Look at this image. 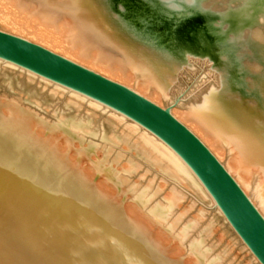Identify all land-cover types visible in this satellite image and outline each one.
<instances>
[{"label":"bare ground","instance_id":"1","mask_svg":"<svg viewBox=\"0 0 264 264\" xmlns=\"http://www.w3.org/2000/svg\"><path fill=\"white\" fill-rule=\"evenodd\" d=\"M240 2L209 0L215 11ZM164 12L159 0H0V23L8 30L116 79L158 105L170 100L169 87L186 54L207 57L212 65L219 61V87L198 105L184 111L173 105L170 111L205 143L264 215V18L246 29L250 39L241 60L210 30L218 16L196 13L178 20ZM134 124L132 129L141 128ZM141 129L136 141L146 160L208 198L183 161ZM90 164L101 179H117L120 189L123 179L113 169L102 162ZM106 192L28 135L18 119L0 114V264H182L168 255L131 205L121 207L123 191L118 197ZM178 198L173 192L167 205ZM150 212L162 216L165 210L156 206ZM156 250L164 255L157 256Z\"/></svg>","mask_w":264,"mask_h":264},{"label":"rangeland","instance_id":"2","mask_svg":"<svg viewBox=\"0 0 264 264\" xmlns=\"http://www.w3.org/2000/svg\"><path fill=\"white\" fill-rule=\"evenodd\" d=\"M236 5L216 11L227 13L235 10ZM254 22L257 18H249L245 29ZM228 23L230 30L236 29L235 19ZM0 30L22 37L1 23ZM203 57L186 54L169 87L170 100H163L160 106L174 105L184 111L200 104L212 89L219 87V61L212 65ZM91 102L0 60V114L18 119L28 135L53 148L79 173L86 172L95 185L107 191L106 195L118 197L120 190L123 191L119 197L121 207L131 205L137 211V219L155 237H160L159 242L170 257L178 258L182 264H260L209 196L203 197L189 184L175 181L146 160L141 154L142 146L136 141L144 132L141 128L132 129L131 125H135L132 121ZM127 134L132 136L125 137ZM84 155H89L88 162ZM93 161L102 162L105 168L114 170V176L123 179L120 189L115 185L117 179L103 180L94 173L90 164ZM173 192L178 194L177 203L167 205L166 198ZM156 206L165 210L162 216L151 214V208ZM194 249L199 256L198 263L191 256ZM159 250L156 255H164Z\"/></svg>","mask_w":264,"mask_h":264},{"label":"water","instance_id":"3","mask_svg":"<svg viewBox=\"0 0 264 264\" xmlns=\"http://www.w3.org/2000/svg\"><path fill=\"white\" fill-rule=\"evenodd\" d=\"M0 59L77 92L154 135L191 170L234 232L264 264V216L225 166L171 113L169 106L162 107L120 82L3 30Z\"/></svg>","mask_w":264,"mask_h":264},{"label":"clouds","instance_id":"4","mask_svg":"<svg viewBox=\"0 0 264 264\" xmlns=\"http://www.w3.org/2000/svg\"><path fill=\"white\" fill-rule=\"evenodd\" d=\"M152 4V0H146ZM160 5L165 10L164 14L169 18L182 20L196 13L203 15H216L219 20L210 22V30H213L216 35L222 37V46L237 50L238 56L243 60L250 36L244 25L249 18L255 17L259 20L264 17V0H243L238 3L235 10L221 13L213 10L209 0H159ZM237 21L235 30H230L231 26L228 23L230 20ZM146 23V22H144ZM228 58L225 56V60Z\"/></svg>","mask_w":264,"mask_h":264}]
</instances>
